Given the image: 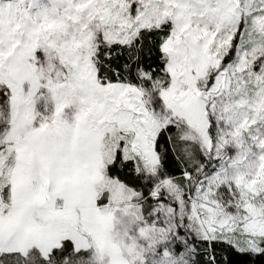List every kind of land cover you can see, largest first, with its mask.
Masks as SVG:
<instances>
[{"label": "snow or ice", "instance_id": "1", "mask_svg": "<svg viewBox=\"0 0 264 264\" xmlns=\"http://www.w3.org/2000/svg\"><path fill=\"white\" fill-rule=\"evenodd\" d=\"M0 264H264V0H0Z\"/></svg>", "mask_w": 264, "mask_h": 264}]
</instances>
